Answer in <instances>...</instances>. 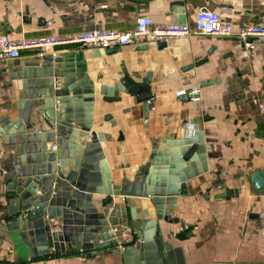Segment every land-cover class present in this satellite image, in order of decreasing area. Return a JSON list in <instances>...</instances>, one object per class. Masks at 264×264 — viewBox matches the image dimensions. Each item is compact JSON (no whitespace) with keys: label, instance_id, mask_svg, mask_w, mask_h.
Instances as JSON below:
<instances>
[{"label":"crops","instance_id":"0c3cea01","mask_svg":"<svg viewBox=\"0 0 264 264\" xmlns=\"http://www.w3.org/2000/svg\"><path fill=\"white\" fill-rule=\"evenodd\" d=\"M199 9L219 14L234 33L243 24L264 27V0H0V34L19 41L69 38L91 30L124 33L143 17L154 26H192ZM105 51L64 45L45 54L63 58L55 65L56 94L46 101L59 109L81 92L89 133L97 138L88 172L79 174L75 186L54 183L46 216L61 224L63 214L65 221L71 215L69 202L81 208L99 205L105 193L142 169L154 197L153 204L144 199L137 208L156 215L162 248L156 238L143 242V232L130 220L109 230H129L134 264H264V190L251 183L254 172H264V42L248 50L234 38L197 36L169 41L164 48L147 41ZM41 56L35 49L22 50L19 58L0 62V264H16L26 255L16 251V237L4 220L7 186L23 181L42 164L38 158L56 150L23 130L17 117L24 94L52 92L27 78L25 64ZM124 74L135 84L150 74L147 89L155 100L148 112L125 90ZM84 78L76 93L69 91ZM205 81L214 84L199 88ZM195 86L199 102L176 98V92ZM186 121L196 129H186ZM83 142L77 139L78 145ZM194 144L196 151L183 160ZM166 217L177 222L164 221ZM108 219L123 221L115 209ZM111 238L117 246L94 249L81 241L71 253L49 251L27 264H125L124 237Z\"/></svg>","mask_w":264,"mask_h":264},{"label":"water","instance_id":"95a60500","mask_svg":"<svg viewBox=\"0 0 264 264\" xmlns=\"http://www.w3.org/2000/svg\"><path fill=\"white\" fill-rule=\"evenodd\" d=\"M71 1L73 0H61L64 3ZM136 1L147 2L149 0ZM157 44L159 48H164L166 45L165 42ZM116 48L106 49L105 52H113ZM143 49L145 50L146 47ZM62 62L63 58L42 55L39 60H32L25 64L27 78L39 80L40 86L51 88L52 92L44 94L39 90L33 91V95L24 94L23 108L17 112L19 124L28 134L39 135L46 143L55 145L56 150L53 155L46 156L41 160L38 158L36 163L41 162L42 164L37 168H32L23 181L7 186L6 198L9 200V204L4 220L16 237V241H14L16 251L21 253L23 250L26 251V255L18 258L16 264H27L30 260L47 257L49 251L55 256L71 253L81 241L90 242L94 249L117 246V240L112 239L109 233L110 227L126 224L129 220L133 223L134 228L143 232V242H149L156 238L161 246L156 215L149 216L146 207L140 211L137 208L138 204H143L142 200L144 199L153 204L151 199L154 197L151 190L145 185L146 176L142 169L136 171L132 179L125 178L120 187H113L110 192L105 193V197L100 200L99 205L87 203L86 207L81 208L74 202H69L67 209L71 215L65 221L67 218L63 214L61 224H58L54 218L46 216V203L53 194L54 183L62 181L74 187L79 174L88 172V167L93 160L92 148L94 149L93 146L97 144L95 134L89 133V119L85 117L80 107L83 106L80 102L81 92L75 94L74 98L70 99L71 101L68 100L69 103L59 109V105L55 102L46 101L56 94L53 90L55 65ZM205 62L206 60L191 64L184 70H193ZM122 82L125 83V90L135 97L138 104L143 105L144 112H148L155 100L154 95L147 89L151 82L150 74L137 84L127 74H124ZM85 83L86 78L70 86L69 91L76 93L75 91ZM213 84L212 81H205L199 88L209 87ZM40 95L45 100H38ZM181 99L188 101L186 96H182ZM78 138L83 139L85 144L78 145ZM196 149L197 145H192L182 156L183 160L188 161ZM251 183L256 190L263 191L264 172H254ZM184 190L185 186L182 185V195H185ZM37 192L40 194L38 197ZM224 196L225 194L218 195V197ZM120 201L122 203L118 206L117 203ZM112 209L117 210V215L122 216V222H112L108 219ZM163 220L177 222V219L173 220L170 217L163 218ZM140 250H143V246L140 247ZM133 255L132 244L125 245L122 250L125 264H134Z\"/></svg>","mask_w":264,"mask_h":264},{"label":"built area","instance_id":"2783aa9c","mask_svg":"<svg viewBox=\"0 0 264 264\" xmlns=\"http://www.w3.org/2000/svg\"><path fill=\"white\" fill-rule=\"evenodd\" d=\"M222 37L234 38L239 41L245 49L253 50L257 43L264 42V27L243 24L238 32L234 33L232 24L223 20L219 14L206 9H199L196 13L194 24H164L153 25L148 17L140 18L136 21V27L130 32L91 30L69 38L45 37L35 40L11 41L6 36L0 34V62L20 57L22 50H38L40 55H45L53 51L56 46L79 45L88 49H102L122 47L128 45H141L147 41L154 43L184 40L190 37ZM186 96L191 102H199V88L192 87L188 90L176 92V98ZM263 110V108H261ZM194 124L186 121L184 127L192 128ZM196 129V127H193ZM52 150L55 146L52 145ZM182 229L187 230V227ZM111 235L122 234L124 242L121 247L133 243L129 230L114 227L110 231ZM118 242V241H117ZM120 245V244H119Z\"/></svg>","mask_w":264,"mask_h":264},{"label":"trees","instance_id":"16d2710c","mask_svg":"<svg viewBox=\"0 0 264 264\" xmlns=\"http://www.w3.org/2000/svg\"><path fill=\"white\" fill-rule=\"evenodd\" d=\"M132 244V243H131Z\"/></svg>","mask_w":264,"mask_h":264}]
</instances>
